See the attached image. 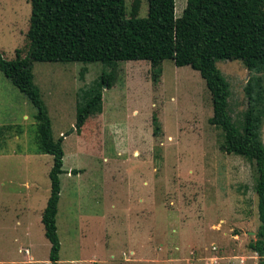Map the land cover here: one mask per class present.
<instances>
[{
    "label": "rangeland",
    "instance_id": "374dc122",
    "mask_svg": "<svg viewBox=\"0 0 264 264\" xmlns=\"http://www.w3.org/2000/svg\"><path fill=\"white\" fill-rule=\"evenodd\" d=\"M139 1L144 18L148 1ZM186 1L175 0L176 18ZM133 2L126 0L128 15ZM30 13V0H0L5 59L14 60L16 50L27 55ZM216 66L240 129L253 73L239 60ZM160 67L153 80L148 61L32 63L54 140L75 127L80 90L103 73L115 75L102 112L90 113L80 134L64 136L57 264H258L248 248L259 227L254 162L221 150L224 137L209 123L212 100L199 73L172 60ZM34 115L0 72V264L48 263L41 215L52 157L38 153ZM260 138L264 144V121Z\"/></svg>",
    "mask_w": 264,
    "mask_h": 264
},
{
    "label": "trees",
    "instance_id": "16d2710c",
    "mask_svg": "<svg viewBox=\"0 0 264 264\" xmlns=\"http://www.w3.org/2000/svg\"><path fill=\"white\" fill-rule=\"evenodd\" d=\"M147 1L148 14L139 18V0H134L129 15L126 0H30L27 55L22 57L16 50L15 59L7 60L0 53V72L35 109L38 153L52 157L49 196L41 215L50 245L48 264L59 261L56 217L60 175L64 173V136L74 131L80 134L90 113L102 112L103 90L113 87L115 75L103 73L80 90L75 127L54 140L48 110L33 83L32 63L112 66L119 61H148L156 80L165 60L199 73L211 95L209 123L220 128L224 137L221 150L254 162L259 227L248 248L257 255L258 264H264V144L260 138L264 121V0H187L178 18L175 0ZM217 60H239L253 73L243 88L246 109L240 129L228 111L230 85L217 69ZM85 71L83 68L82 73Z\"/></svg>",
    "mask_w": 264,
    "mask_h": 264
},
{
    "label": "crops",
    "instance_id": "0c3cea01",
    "mask_svg": "<svg viewBox=\"0 0 264 264\" xmlns=\"http://www.w3.org/2000/svg\"><path fill=\"white\" fill-rule=\"evenodd\" d=\"M47 202V201H46ZM46 206V205H45ZM45 208V207H44ZM27 234H29V228L27 229ZM47 240V239H46ZM49 262V261H48ZM48 264V263H47Z\"/></svg>",
    "mask_w": 264,
    "mask_h": 264
},
{
    "label": "water",
    "instance_id": "95a60500",
    "mask_svg": "<svg viewBox=\"0 0 264 264\" xmlns=\"http://www.w3.org/2000/svg\"><path fill=\"white\" fill-rule=\"evenodd\" d=\"M28 68H30V65L28 66Z\"/></svg>",
    "mask_w": 264,
    "mask_h": 264
}]
</instances>
